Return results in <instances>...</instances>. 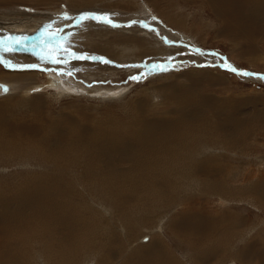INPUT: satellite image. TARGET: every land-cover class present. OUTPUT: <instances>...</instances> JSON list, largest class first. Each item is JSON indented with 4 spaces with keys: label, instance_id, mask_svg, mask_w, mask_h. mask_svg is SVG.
<instances>
[{
    "label": "rangeland",
    "instance_id": "obj_1",
    "mask_svg": "<svg viewBox=\"0 0 264 264\" xmlns=\"http://www.w3.org/2000/svg\"><path fill=\"white\" fill-rule=\"evenodd\" d=\"M0 82V264H264V0H0Z\"/></svg>",
    "mask_w": 264,
    "mask_h": 264
},
{
    "label": "bare ground",
    "instance_id": "obj_2",
    "mask_svg": "<svg viewBox=\"0 0 264 264\" xmlns=\"http://www.w3.org/2000/svg\"><path fill=\"white\" fill-rule=\"evenodd\" d=\"M255 4V3H254ZM214 6V5H213ZM155 7V6H154ZM164 14V13H163ZM47 43V42H46ZM4 45V44H3ZM40 51V50H39ZM44 52V51H43ZM34 55V54H33ZM36 57V56H35ZM35 59V58H34ZM67 62V60H65ZM72 65V64H71ZM9 76V75H8ZM7 79H13L14 82H19V78L17 76H9ZM16 80V81H15ZM63 81V79H62ZM9 85H6L4 82H0V96L1 95H9L11 93H14L18 90V88L15 85H10V87H8ZM57 86H59V88H61V86L59 85V83L57 84ZM60 90V89H59ZM4 93V94H2ZM152 163V162H151ZM156 164V163H155ZM194 235V234H193ZM230 264H237V263H230Z\"/></svg>",
    "mask_w": 264,
    "mask_h": 264
}]
</instances>
